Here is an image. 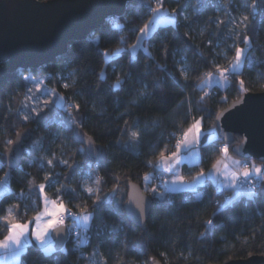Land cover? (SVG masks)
<instances>
[{
	"label": "trees",
	"instance_id": "1",
	"mask_svg": "<svg viewBox=\"0 0 264 264\" xmlns=\"http://www.w3.org/2000/svg\"><path fill=\"white\" fill-rule=\"evenodd\" d=\"M252 3L163 0V10L170 15L177 10L176 23L160 26L145 42L151 59L141 49L130 66L131 45L138 33L128 29H138L150 20L152 13L144 5L157 7V0H130L118 16L123 17L120 22L127 28L115 39L102 41L100 47L101 53L124 47L128 51L122 58L105 65L101 55L85 47L90 44L88 34L80 40H69L65 52L38 68L18 67L0 75V158L18 130L31 125L34 133L20 166L8 169L4 158L0 164V179L9 172V190L0 195V218L11 215L22 222L33 217L41 208V184L48 185V197H59L73 213L91 215L86 244L78 247L68 229L62 249L44 253L37 243L30 242L13 264H151L156 259L161 264H212L264 253V199L258 188L255 198L240 196L224 208H219L226 202L224 191L217 192L210 180L196 190L165 191L163 198H153L146 188L152 207L144 229L125 217L123 206L129 182L157 185L154 174L161 171L153 165L162 152L165 155L176 149L180 135L196 119H200L205 134L198 146L200 161L182 168L186 179L209 170L220 158L219 144H227L234 154L241 136L223 142L215 120L218 112L241 93L264 90V0H257L255 13ZM246 15L248 20L244 21ZM120 35L126 37L123 44L117 42ZM245 36L249 38L247 45ZM236 47L247 49L248 59L237 74L228 76L230 87L201 88L206 73L216 71V65L227 68L231 64ZM105 68L106 79L100 81ZM183 68L188 70L187 81L181 76ZM73 70L75 76H69ZM27 73L42 77L45 86L55 89L66 106H73L72 115L81 119L71 123L67 111L52 106L50 112L42 113L48 118L47 124L37 123L35 116L24 121L21 109L27 82L23 76ZM61 74L66 79H61ZM118 77L125 82L113 89ZM73 79L77 81L75 86ZM65 83L68 88L63 87ZM145 87L149 95L140 97ZM64 121L71 126H65ZM74 125L105 146L106 165L94 163L86 151H78L84 148L72 137ZM133 132L139 133L138 141L133 139ZM211 132L214 137L210 143L207 134ZM49 160L53 161L51 165ZM147 174L151 176L145 182ZM87 177L93 179L91 196L84 191ZM97 178L103 183L96 184ZM113 188L121 191L113 193ZM97 194L100 200L94 206ZM209 219L214 221L211 227L205 223ZM72 222L68 218L65 224ZM7 231L0 219V239Z\"/></svg>",
	"mask_w": 264,
	"mask_h": 264
},
{
	"label": "water",
	"instance_id": "2",
	"mask_svg": "<svg viewBox=\"0 0 264 264\" xmlns=\"http://www.w3.org/2000/svg\"><path fill=\"white\" fill-rule=\"evenodd\" d=\"M130 0H0V75L20 67L38 68L65 52L69 40L85 38L91 29L101 25L111 14L121 16L126 3ZM215 124L223 142H230L241 136L233 151L240 148L238 157L264 161V90L241 93L230 101L216 116ZM73 139L87 152L94 163L106 165L105 146L94 141L86 130L79 125L71 129ZM77 133L79 135H77ZM18 134H25L17 144ZM33 127L26 126L18 130L12 144L3 153L4 164L8 169L17 168L23 154L33 138ZM83 136L84 143L80 142ZM103 155L97 158L95 153L87 151V141ZM259 195L264 199V180L259 187ZM127 198L123 203L125 217L136 226L144 229L152 207L151 196L143 185L131 181L128 183ZM139 199L151 201L144 216H139L136 203ZM69 230L64 224L51 231L54 250L62 249L67 243ZM151 264H161L156 259ZM212 264H264L263 254H251L244 258H233L222 263Z\"/></svg>",
	"mask_w": 264,
	"mask_h": 264
},
{
	"label": "snow or ice",
	"instance_id": "3",
	"mask_svg": "<svg viewBox=\"0 0 264 264\" xmlns=\"http://www.w3.org/2000/svg\"><path fill=\"white\" fill-rule=\"evenodd\" d=\"M123 2V0H122ZM256 3L257 0H253L252 3V12L255 13L256 11ZM144 7L148 8L149 11L152 13V17L150 20L143 24V26L139 27L138 29H128V31L133 33H138L136 35V42L131 45V55L129 58V65L135 64L137 60V52L138 50H143L145 55L151 59V53L148 51V48L145 47V42L152 39V37L155 35L157 29L162 25H174L176 23V13L177 10H173V14L169 15L165 11H163V0H157V7L152 8L150 5H144ZM123 19V17H118L117 14H111L107 20H105L100 27L92 30L88 35V40L90 41V44H86L85 47H91L92 50L97 54L101 55L103 58V61L105 65H107L109 62L115 61L119 58H122V55L125 54L128 50L124 47H119L115 51H108L105 50L103 53L100 52V47L102 41L107 43L111 39H115L117 37V34L120 32H123L127 28L126 23H121L120 20ZM185 19H188V17H185ZM244 21L248 20V16L243 17ZM98 33V34H97ZM107 38V40L105 39ZM126 40V37L123 35H120L118 38V43L123 44ZM244 43L247 45L249 43V38L247 36L244 37ZM247 49H242L240 47H236L235 49V56L234 60L231 62L229 68H221L219 65H216V72L218 73V78L216 74L213 72L206 73L207 80H202L201 85L205 84H223L225 87H230L228 76L230 74H237L244 63L245 59H248L245 56V52ZM165 52H167V49H165ZM249 63H251V60L249 59ZM158 67H163L158 65ZM130 75V73H129ZM69 76H75V70L69 73ZM181 76L185 79V81L189 80V74L187 68L181 69ZM23 79L26 82H31L35 87L36 91L40 92L43 96L50 97L49 99H45L43 101V107L33 108L31 111H27V105L21 111H26L27 114H25L22 119L24 121L30 120L33 116L37 117V123L40 121H43L45 124L48 123V118L45 115H42V113H45V110H48L49 112L52 110V106H57L61 109H64L68 113L69 121L71 123H77L78 120L81 118L78 115H72V105H65L64 98L60 97L56 94L55 89H53L51 92H48L47 90H42L41 85L44 83L43 80L37 81L34 79L31 75L23 76ZM61 79H66V77L61 74ZM106 79V68L101 71L99 75V80L103 81ZM76 80L73 79L72 85L75 86ZM125 82V80H122L121 78H117L115 83L111 86L113 89H119L122 84ZM241 85V89H243V81H239ZM64 88H68L69 84L65 83L63 84ZM31 89L27 90V93L25 95V99L33 98L29 97L28 93H31ZM146 95H149L147 88L145 87L144 90H142L139 93L140 97H145ZM75 109L77 114L80 111V106L77 104L75 105ZM69 121H64L65 126L70 127L71 123ZM25 134H18V140L17 144L20 143V139ZM77 135H79L77 133ZM132 137L134 140L138 141L139 139V133L133 132ZM201 121L195 120L194 123L190 125V127L184 131L183 133V139L177 140L176 143V152L171 153V156L165 157L164 153L162 152L160 154L161 157V164L167 165L168 169L171 170L173 168L172 161L178 156L180 151L186 150L189 151L191 155H196L195 151H193V148L195 145L199 144L201 142ZM212 138H209V142L211 143ZM80 142L84 143L83 136H80ZM9 144H12V141H8ZM87 151L91 155L95 153L97 155V158H101L103 153L99 152L98 150L94 149L92 147V142L89 139L87 141ZM79 152H84L85 149H79ZM220 152L224 154V158L228 159V145L225 144L223 147L219 149ZM237 153L241 152L240 148L234 149ZM3 163V158H0V164ZM49 165L53 163L52 160L48 161ZM60 163H67L66 161H61ZM223 161L216 160L215 163L212 165L211 171L207 174L211 179L215 180L217 176H223L222 181V187H232L235 189V196L230 198L232 200L236 199L240 196H246L249 199H253L257 196V193L255 192V189L257 187V184L250 183L252 179H255L257 183L260 179H264V165L257 166V165H249L247 161L243 162V164L240 161H231V164L237 168L240 169L242 167V172L240 171H230L228 165H225L223 168H221V164ZM151 164V162H149ZM161 164L153 165L155 169H159L161 167ZM69 167H73L72 165H69ZM212 173H215L216 176L212 175ZM206 174L201 171L197 177L194 178L193 184L185 185L183 181V177H177L176 179L172 180L171 183L173 185H179V187H173L170 189H166V191H179L182 189H194L195 184L202 183L205 179ZM243 177V179H241ZM46 180L48 177L45 178ZM91 179V178H89ZM145 179H149L148 176H145ZM96 184H102L103 181L99 178L95 181ZM167 183V182H166ZM48 185L41 184L39 185V198L44 202V207L42 211L37 212L36 216L34 217L33 221L25 222V223H18L14 222L12 220H8L7 217L0 218L3 219L7 229H8V236L5 237L4 241H0V247L8 248L9 242L15 243L17 246L20 245V238L23 237L28 231L30 224L36 223L37 227L31 230V234L34 237L35 241H37L40 245H44L46 243V237L49 234L50 231L57 230L61 228L64 225V218L65 216H70L71 213L67 212L66 205L64 204L63 200L57 197V199L49 200V198L46 195L45 189ZM59 191H62L59 190ZM89 196L92 195V189L86 188L84 189ZM121 191L119 188H113L112 192L116 193ZM151 194L153 198L159 197L163 198L164 194L163 192H157L155 188L151 190ZM199 198L200 194H196ZM100 198L97 194V199L93 200V205L96 206L99 202ZM229 201H226L225 204H220L219 208H224L225 205ZM151 204V201L139 199L136 203V207L139 210V216H144L147 208ZM50 205V206H49ZM215 215V213H214ZM91 216L90 214H83L80 217H77V219H81L83 221V226L87 227L88 222L90 220ZM206 226L211 227L214 223L213 219H209L206 222ZM20 251L19 247L13 252V255L18 254ZM54 251L53 249L49 248L47 250L48 253H51Z\"/></svg>",
	"mask_w": 264,
	"mask_h": 264
},
{
	"label": "crops",
	"instance_id": "4",
	"mask_svg": "<svg viewBox=\"0 0 264 264\" xmlns=\"http://www.w3.org/2000/svg\"><path fill=\"white\" fill-rule=\"evenodd\" d=\"M205 86L207 87V85H205ZM196 120H200V119H196ZM192 123H194V122H192ZM190 125H189V127H190ZM189 127H187L184 131H186ZM183 133L180 135V140L183 139ZM201 133H202V135H201V139H202L203 134H205V132L202 129V125H201ZM207 136H208L207 137V140H209L210 137L211 138L214 137V133L211 132V133L207 134ZM198 146H199V144L195 145L194 148H193V151H195L196 155H191L189 153V151H186V150H183L182 149L180 151V153L178 154V156L172 161L173 168L171 170L168 169L167 165L161 164V157H159L158 158V164H161V167L159 169L162 172V174L165 175L166 180H167L166 181L167 183L164 182V186L163 187L162 186L157 187V185L155 183L153 185L144 184V186H143L144 189L147 188V189H149L151 191L153 188H155L157 190V192H164V191H166V189H170V188H173V187H179L178 184L177 185H173L171 183V181L174 180V179H176L177 177H183V181H184V184L185 185L193 184L194 178L197 177V175L200 172H197L190 180H187L184 177L182 168H183V166L185 164L186 165H195L196 163H198L200 161V158H199L200 157V150H199V147ZM175 148H176V146H175ZM173 152H176V149ZM173 152H171V153H173ZM171 153L165 154L164 156L165 157H169V156H171ZM227 156H228V159H225L224 158V154H223L222 156H220V158H218V160L223 161V163L221 164V168H223L225 165H228L229 170L232 171V169H234L235 167L231 164V161H238V160L231 153L227 154ZM251 165H252V163H251ZM211 169H212V166L209 168V170H207L206 172H204L206 174V176H205V179L203 180V182L202 183H199V184H195L194 185V189H191V190H196L197 186H201L205 182H207L208 180H210L212 182V184L215 186V189L217 190V192L228 190L229 191V194L231 193L230 198L234 197L235 196V189H233L232 187H222V181L224 179L223 176H217L216 179L213 180V179H211L207 175L211 171ZM212 175L216 176L215 173H212ZM146 176H148L150 178L151 175L150 174H147ZM165 183H166V185H165ZM160 187H162V188H160ZM182 190H186V189H182ZM48 198H49V200L57 199V198H54L53 199V198H50V197H48ZM230 198L227 199L226 201H231L232 199H230ZM43 207H44V202L41 200V208L39 209V211H42ZM36 214H34L33 217H31L29 220L22 221V222L21 221L14 220L12 218L13 216H11V215H10L11 217L10 216H8V217H10L9 219L12 220V221H14V222L25 223V222L33 221L34 220V217L36 216ZM83 214H86V213H83ZM87 214H90V213L88 212ZM89 222H90V220H89ZM89 222H88V225H89ZM81 223H82V226H83V221L82 220H81ZM70 226H71V224H70ZM36 227H37V224L36 223L30 224L29 231L23 237L20 238V245L19 246H17L15 243L9 242V247L8 248L0 247V264H13V263L17 262L20 259V257H21L20 254L23 252L24 248L30 242L37 243L41 247V249H42V251L44 253H48L47 251H45L46 248H48V249L51 248V249L54 250V248L51 247L54 244V242H52L51 235H50L51 234V231L47 235V237H46V243L44 245H40L37 241H35L34 237L31 234V230L34 229V228H36ZM67 228L70 229L69 228V224H67ZM8 234L9 233L7 231V235L6 236H8ZM6 236H4L3 238H1L0 241H4V239H5ZM17 247H19L20 251L18 252V254L13 255V252L17 249Z\"/></svg>",
	"mask_w": 264,
	"mask_h": 264
},
{
	"label": "rangeland",
	"instance_id": "5",
	"mask_svg": "<svg viewBox=\"0 0 264 264\" xmlns=\"http://www.w3.org/2000/svg\"><path fill=\"white\" fill-rule=\"evenodd\" d=\"M163 11H165L166 13H168V11H166V10H163ZM169 14V13H168ZM170 15V14H169ZM152 17V16H151ZM230 66V65H229ZM229 66L227 67V68H229ZM214 74H216V76H217V78H218V73L216 72V71H214L213 72ZM27 75H31L34 79H36L37 81H41V80H43V78L42 77H36V76H33L31 73H27V74H25L24 76H27ZM208 78H207V76H205L204 78H203V80H207ZM205 85H207V88H209L210 89V87H212V86H214V85H218V86H220V87H225L223 84H216V83H211V84H205ZM205 85H201V83H200V87L201 88H204V86ZM206 87V86H205ZM26 91L24 92V94H23V98H22V100H23V107H22V109L25 107V105H27V111H31L33 108H38V107H41V106H43V101L45 100V99H49L50 97H48V96H43V95H41V93L40 92H37L36 91V87L31 83V82H27V85H26ZM28 89H31L32 91H31V93H28V95H29V97H34V99L33 98H29V99H25V95H26V93H27V90ZM41 89L42 90H47L48 92H51L53 89L52 88H48V87H46L45 86V84L43 83L42 85H41ZM207 91H208V89H207ZM58 96H60V95H58ZM61 97V96H60ZM25 114H27V112L26 111H21V115H22V117L25 115ZM178 140H180V138L178 139ZM177 143V142H176ZM218 146H220L219 147V149L221 148V147H223L224 146V144H219ZM229 153H231L230 151H228V154ZM234 157H236L237 158V160L238 161H240L242 164H243V162H245V161H247V163L249 164V165H251V163H252V165L254 164V165H257V166H261V165H264V161H262V162H259V161H256V160H254V159H247V158H242V157H238V156H236L235 154H233V153H231ZM223 155V153L222 152H220V156H222ZM219 156V157H220ZM156 164H158V163H156ZM234 168V167H233ZM232 171H240V172H242V167L240 168V169H237V168H234V169H232ZM159 173V175L157 176V175H154V177H155V182H157V187H159L160 186V184L161 183H163V182H166L167 180H166V177H165V175L164 174H162V172L160 173V172H158ZM9 172L8 171H6L3 175H2V177H1V179H0V195L1 194H3V193H5V192H7L9 189H8V182H9ZM150 179V178H149ZM149 179H147V180H149ZM146 179L144 180V181H147ZM187 180H190V179H188L187 178ZM261 180H264V179H260L259 181H261ZM255 182H257L255 179H252L251 181H250V183H253V184H255ZM263 182V181H262ZM92 183H93V179H89V177H87L85 180H84V183H83V186H84V188L86 189V188H91V189H93V185H92ZM159 184V185H158ZM165 185H166V183H165ZM162 186V185H161ZM163 187V186H162ZM162 187H160V188H162ZM197 187H199V186H197ZM197 189V188H196ZM258 189H260V188H258ZM232 190V189H231ZM233 191V190H232ZM257 191V188L255 189V192ZM165 192V191H164ZM163 192V193H164ZM199 194H200V192H199ZM230 196H231V193L229 194V192L228 193H226L225 191H224V197H225V201L227 200V199H229L230 198ZM238 198V197H237ZM10 216V215H9ZM11 217V216H10ZM10 217H8V219L10 218ZM66 219H64V224H65V221ZM70 224H71V226H70ZM69 224V228H70V230L73 228V225H72V223H70ZM80 226H82V223L80 224ZM84 227V226H83ZM85 228H87V227H85ZM51 247H53V246H51ZM47 249L48 248H46L45 249V251H47Z\"/></svg>",
	"mask_w": 264,
	"mask_h": 264
},
{
	"label": "built area",
	"instance_id": "6",
	"mask_svg": "<svg viewBox=\"0 0 264 264\" xmlns=\"http://www.w3.org/2000/svg\"><path fill=\"white\" fill-rule=\"evenodd\" d=\"M154 175L158 176L159 173L156 172ZM154 179H155V177H154ZM241 179H243V177H241ZM262 181L263 180L259 181L258 183L255 182V184H257L256 188H259L261 186ZM67 212L71 213V215L70 216L66 215L64 219H66L65 221H67L68 218L73 220V222H72L73 228L71 229V233H72V238L76 241V245L79 247L80 245L86 244L88 241L87 240L88 239V233H87L88 229L83 227V226H80L81 219H77V217L82 216L83 213L79 212V213L75 214L70 209H67Z\"/></svg>",
	"mask_w": 264,
	"mask_h": 264
}]
</instances>
